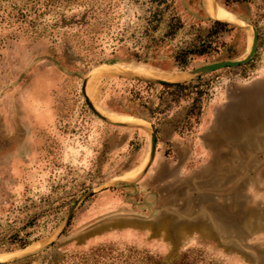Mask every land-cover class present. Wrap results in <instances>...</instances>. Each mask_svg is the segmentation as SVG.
<instances>
[{"label": "rangeland", "instance_id": "1", "mask_svg": "<svg viewBox=\"0 0 264 264\" xmlns=\"http://www.w3.org/2000/svg\"><path fill=\"white\" fill-rule=\"evenodd\" d=\"M185 254L264 264V0H0V264Z\"/></svg>", "mask_w": 264, "mask_h": 264}, {"label": "water", "instance_id": "2", "mask_svg": "<svg viewBox=\"0 0 264 264\" xmlns=\"http://www.w3.org/2000/svg\"><path fill=\"white\" fill-rule=\"evenodd\" d=\"M229 24L232 25V26L241 27V26L236 25L234 23H229ZM257 42H258L257 35H256L255 30H254L253 43H252L250 52L244 59H242V60H234V61L216 62V63H213V64H209V65H206V66H203V67L188 71L189 78H198V77H201L203 75L209 74L211 72H214V71H217V70H220V69L236 68V67H239L241 65L247 64L253 58V56H254V54L256 52ZM137 79L141 80V81H144V82L153 83V84H161V85H171V84L179 83V82H167V81L158 80V79L143 78V77H138V76H137ZM85 89H86V82H84L83 85H82V89H81L82 95L84 97V100H85V103H86L87 107L98 118H100L101 120H103V121H105V122H107V123H109L111 125H114V126L129 127L130 125H132V124H128V123L112 122V121L108 120L107 117H105L104 115H102L98 111H96L95 108L92 106L91 102L89 101L88 97L86 96ZM155 150H156V135H155L154 132H152V134H151V150H150L149 163L152 161V159L154 157ZM92 194H93V192H89L87 194H84V195L80 196L77 199V201L70 208V210H69V212H68V214L66 216V219L64 221V224H66L67 221L70 219L72 213L74 212V210L78 206V204L84 198H86V197H88V196H90Z\"/></svg>", "mask_w": 264, "mask_h": 264}, {"label": "bare ground", "instance_id": "3", "mask_svg": "<svg viewBox=\"0 0 264 264\" xmlns=\"http://www.w3.org/2000/svg\"><path fill=\"white\" fill-rule=\"evenodd\" d=\"M216 13L219 16H221V17H228L230 15L224 8H220V10L218 12H216ZM222 20H224V19H222ZM224 21H226V20H224ZM226 22H229V21H226ZM130 71H131V73L136 74L138 76H146V77L150 76V77L158 78V80H160V79L161 80H166L167 82H173L174 80L183 81L186 78H189V75H188V77L186 75L187 73H161L159 71L150 69L148 67H140V68H136V69H130ZM93 73H94V71H93ZM150 77H149V79H153V78H150ZM87 88H88V84L86 86V94H87V96H89L88 93H87ZM98 112H99V110H98ZM99 113L104 115L101 112H99ZM108 116L111 119H113L112 121L115 120V122H123V120H125L124 118L120 117V115H117V114L116 115L115 114H108Z\"/></svg>", "mask_w": 264, "mask_h": 264}, {"label": "trees", "instance_id": "4", "mask_svg": "<svg viewBox=\"0 0 264 264\" xmlns=\"http://www.w3.org/2000/svg\"><path fill=\"white\" fill-rule=\"evenodd\" d=\"M158 1L159 2L162 1L163 3L166 2V0H158ZM222 22H225V21L224 20L222 21L221 19L216 20L214 22V25H216V27H218L220 29H223L226 26V24L225 23H222ZM177 28H179V26ZM175 31L176 30L173 29L170 32L171 33L170 35H173ZM203 53H204V50H196V51H194V50L193 51L192 50H188V52L185 53V57L187 55H202ZM178 61L181 64H185L186 63V59L185 58L183 60H179L178 59ZM164 87H167V88H171V87L172 88H181V87H183V85L171 84V85H164ZM146 260H147L148 264H161L160 261H153V260H150V258H146ZM172 264H197V261H195L192 258V255L191 254H185V255L182 256V258L180 260H178V261H176V262H174Z\"/></svg>", "mask_w": 264, "mask_h": 264}]
</instances>
